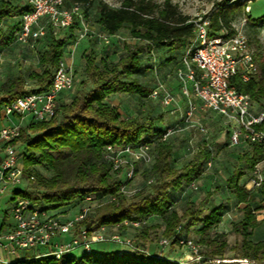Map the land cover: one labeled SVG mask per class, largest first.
Instances as JSON below:
<instances>
[{"label": "trees", "instance_id": "1", "mask_svg": "<svg viewBox=\"0 0 264 264\" xmlns=\"http://www.w3.org/2000/svg\"><path fill=\"white\" fill-rule=\"evenodd\" d=\"M19 1L23 3L20 4ZM246 6L248 4L245 0L223 1L222 6L209 16L212 31L219 33L226 30L228 34L234 33L231 24L236 15L242 14ZM30 10L31 7L23 0L12 2L0 0V24L6 18L19 19L23 13ZM99 16V23L105 32L116 34L127 26L132 29L134 36L163 48L169 47L170 53L174 51L185 54L195 36L194 22L171 1L159 4L153 0H124L117 7L103 3ZM259 21H264V15L259 17ZM18 24L19 20L9 33H5L0 27V49L14 41ZM80 28L81 23L76 17L68 28L67 37L58 39L48 35L50 44L39 59L44 70L31 75L36 79L37 86L27 89L22 74L9 78L0 88V93L5 96L0 100V111L7 101L26 93L43 92L49 88L53 71L66 53L67 38L78 37ZM126 48V55L114 65H110L106 58L97 63L95 52L88 49L84 53L85 71L92 86L76 95L69 103L59 98L57 113L52 119L31 120L22 127L17 140L26 146L24 156L26 176L32 175L31 166L34 170L44 169L47 174L38 177L37 186L18 189L16 194L27 196L35 203L53 210L66 209L71 204L82 202L88 195H93L101 201L116 195L117 201L107 200L99 203L94 212L83 221V225L90 231L103 225L110 227L119 225V229H122L128 227L123 225L125 220H147L139 235L142 244L137 245L131 252L110 251L100 255L93 249L81 257L67 255L61 260L50 259L46 264H213V260L225 258L228 242L225 233L212 234L211 230L221 223L229 203L213 206L207 213L202 203L192 200H189L182 210L174 206L175 194L184 185L203 179L206 168L213 159V150L208 144L203 143L187 163L177 167L174 145L170 138L156 141L155 162L146 172L147 179L153 177L154 182L131 197L120 192L123 180L112 172L110 164L105 160L106 145L149 139L167 129L155 127V121L161 119V115L125 117L116 105L107 101L111 94L120 92L140 95L151 93L138 77L143 73L140 52L129 45ZM261 71L260 80L252 78L244 81L239 76H234L231 83L250 97L259 101L264 100V66ZM262 127L264 128V125ZM246 144L249 145V149L239 155L243 166L229 175L225 189L234 196L236 205H242V218L232 224V230L242 236L237 258L262 264L264 239L254 241L251 238L261 224L252 205L258 196L254 188H246L247 179L243 183L241 180L247 171H254L256 166L264 161V155L260 145ZM31 182L33 181H30V185ZM258 187L264 202V180ZM151 217H160L163 224L149 225L148 220ZM161 226L164 237H172L179 227L178 236L189 235L195 230L200 235L199 242L207 248L200 261L181 263L164 256L157 257L156 253H145L142 246L154 239L152 230H158L162 228ZM177 245L175 239L171 246ZM13 264L37 263L28 260ZM219 264L234 262L220 261Z\"/></svg>", "mask_w": 264, "mask_h": 264}, {"label": "built area", "instance_id": "2", "mask_svg": "<svg viewBox=\"0 0 264 264\" xmlns=\"http://www.w3.org/2000/svg\"><path fill=\"white\" fill-rule=\"evenodd\" d=\"M23 1L31 10L19 18L14 36V41L18 44L34 50L36 44L48 35L59 38L61 32L68 29L76 17L81 23L78 39L86 37L90 32L83 18L82 2L68 5V0ZM193 22L195 36L176 71L180 92L187 104L184 123L195 126L204 133L206 128L196 119L195 114L200 111L219 114L229 124L228 132L232 146L241 143L258 144L264 155V109H256L250 95L238 90L231 83L234 76L249 81L257 71L249 50L248 37L236 31L228 34L226 30L214 34L209 17ZM98 35L105 43H109L112 36L107 32ZM1 62L0 59V64ZM71 65L61 59L53 71L52 82L47 90L26 93L7 101L0 111V199L10 197L7 201L9 207L3 213L0 223V264L30 261V257L21 256V251L38 247L47 249L46 252L39 253L41 258L50 257L55 260L71 255L75 250L91 252L93 245L99 242H115L127 246L131 251L136 248L134 239L120 232H110L111 227L108 225L92 231L83 225V221L94 212L99 203L107 200L117 201L116 195L106 197L102 201L88 195L74 212L58 209V214H52L50 209L35 203L29 197L16 194L23 182L35 180L33 174L26 176V165L21 151L25 144L17 140L23 124L28 117L34 121H46L56 115L60 96L74 87L75 76ZM4 97L0 93V100ZM150 97L159 99L162 105L167 107L175 106L178 102L169 86L160 79L156 81ZM194 99L199 102L196 103ZM180 129L182 127L176 125L149 139L106 145L105 160L110 164L112 172L123 180L121 193L131 197L142 189L134 187L133 184L138 165L151 166L156 158V141H165ZM263 180L262 176L257 174L246 187H258ZM152 182L154 178L149 177L147 185ZM197 183L198 181H192L188 186L198 189ZM146 223L147 220H125L123 225L142 228ZM179 232L180 227L172 237H162L155 255L163 257V251L177 239L178 245L188 250L185 263L200 260V244L189 235L178 236ZM150 249L148 244L142 246L145 253L150 254Z\"/></svg>", "mask_w": 264, "mask_h": 264}, {"label": "rangeland", "instance_id": "3", "mask_svg": "<svg viewBox=\"0 0 264 264\" xmlns=\"http://www.w3.org/2000/svg\"><path fill=\"white\" fill-rule=\"evenodd\" d=\"M124 0H90V2H82V12L85 23L88 25L90 32L82 38L73 36V38H67L68 44L66 46V53H64L62 60L67 65H71L74 71L75 83L74 87L65 94L61 101L69 103L76 95H79L86 89L92 86L90 78L85 71L86 58L84 53L88 49H92L96 54V62L100 63L102 59H107L110 65L116 64L121 57L126 55L129 45L134 50L140 52L141 65L143 66V73L138 77L149 88V92H152L156 85L157 80H163V82L169 86L174 95L177 98V105L164 106L159 99H154L148 95L129 94L126 92H120L111 94L107 101L110 104L116 105L121 113L125 116H158L161 115V119L155 121V127L157 129H164L180 125L182 129L178 130L170 137L171 143L174 145V157L176 159L175 165L181 166L187 163L199 149V147L206 143L213 150V159L206 168V173L202 180L198 181V189H192L188 185H184L175 194L174 206L178 210H182L189 200L202 203L205 208V212H209L213 206L220 203L227 202L229 207L225 211L221 223L211 233L215 232L225 233V239L228 242L224 259H215L213 264H219L223 262H234V264H259L247 259H240L238 257L239 246L241 245L242 236L232 230V224L239 221L243 212L241 210L242 205H236L234 196L225 189L226 180L232 172L243 166V163L239 160V155L249 149V145L241 143L237 146L230 144L229 132L227 131L228 125L226 119L209 112H197L195 114L196 119L200 120V123L206 128V132H200L195 126H188L184 123V113L186 111L187 104L182 99V95L178 88L177 68L181 65L184 54L171 52L169 47L163 48L148 42L142 38L134 36L132 29L125 26L119 30L116 34H112L110 42L105 43L98 34L105 32L99 23V13L103 3H108L111 6H120ZM159 4H163L166 1H171L176 4L179 10L190 17L191 21L199 20L201 18L209 17L218 7L222 6L225 0H153ZM244 1V0H242ZM248 6L241 15H236L231 26L236 32L244 33L249 40V50L254 58L257 66V71L253 75V79L260 80L262 77V67L264 66V21H259V17L264 15V0H245ZM22 4V1H19ZM73 0H68L67 4H73ZM18 18H6L1 21L0 27L5 33H9L14 29V26L18 23ZM230 29V28H229ZM231 30V29H230ZM214 34L218 32L213 31ZM69 35V31L67 32ZM50 39H45L36 44L34 50L30 49L26 45H21L12 41L9 46L0 49V88L9 79L22 74L25 77V86L27 89H32L37 86V81L31 75L33 73H41L44 70V66L40 63L39 59L42 53L50 44ZM72 53V61H71ZM196 103L199 101L194 99ZM261 101V102H260ZM256 100L251 97V102L256 109H264V100ZM174 109V111H172ZM31 118H27L23 124L25 127L31 122ZM1 123V121H0ZM21 142L20 140H18ZM23 156L26 154V146L21 148ZM152 166V165H151ZM151 166L138 165V173L133 180L134 187H147V170ZM32 174L35 176V180L31 182H23L20 186V190L26 189V187L37 186L38 177L44 175V169L38 168L34 170L31 166ZM43 173V174H42ZM47 174V173H46ZM262 176L264 179V161L258 164L254 171H247L246 175L242 178L241 183L244 180L254 179L256 175ZM252 184L250 183L249 186ZM258 188H254L258 199L253 201L252 205L256 211L258 219L261 220V224L255 229L251 238L254 241L264 239V202L261 194L258 192ZM9 196H5L0 199V223L3 218V213L9 207L7 201ZM71 204V203H70ZM82 205L81 202L77 204L69 205L67 212H74L76 208ZM50 213L58 214L60 211L50 209ZM149 225L162 223L160 217H151L148 220ZM162 227V226H161ZM162 228L158 230H152V237L154 239L151 242H147L151 247L152 253L156 252L159 240L164 237L162 235ZM110 232H120L125 236L131 237L135 241V246L141 245L139 235L141 228L136 229L133 227H124L119 229L118 226H112ZM197 243L200 244L201 258L206 251V246L199 242L200 235L192 230L189 234ZM124 247V248H123ZM93 249L98 254H104L110 251H126L129 250L127 246H121L115 242H99L93 245ZM46 247L33 248L27 251H21V256H28L31 260L37 264H46L50 257L41 258L40 252H46ZM84 254L82 250H75L71 255L75 257H81ZM188 254L187 248L177 245L170 246L165 249L162 255L170 260H176L178 262H187L185 259ZM200 258V259H201ZM200 260H194L191 262H199ZM264 264V263H262Z\"/></svg>", "mask_w": 264, "mask_h": 264}, {"label": "crops", "instance_id": "4", "mask_svg": "<svg viewBox=\"0 0 264 264\" xmlns=\"http://www.w3.org/2000/svg\"><path fill=\"white\" fill-rule=\"evenodd\" d=\"M15 1V0H14ZM67 32H68V29H66V30H63L62 32H61V36L59 37V38H65V37H67L68 36V34H67ZM58 38V39H59ZM45 39H48V36H46V37H44L41 41H43V40H45ZM40 41V42H41ZM31 49V48H30ZM33 50V49H32ZM73 59L71 58V61H72ZM178 84V88H179V91H180V86H179V83H177ZM181 93V92H180ZM65 94L66 93H63L61 96H60V99L62 100V98L65 96ZM182 95V94H181ZM4 96V95H3ZM182 99L184 100V102H186V99H185V97H183L182 96ZM178 103V102H177ZM209 113H211V114H214V115H217V116H219V117H222L221 115H219V114H216V113H213V112H210L209 111ZM222 118H224V117H222ZM225 119V118H224ZM227 123V122H226ZM229 126V125H228ZM227 131H229V127H228V129H227ZM249 181H247L246 182V184L248 183ZM247 188V187H246ZM248 189V188H247ZM198 203V202H197ZM254 234V233H253ZM124 248V247H123ZM122 252H131V250H126V251H123L122 250Z\"/></svg>", "mask_w": 264, "mask_h": 264}]
</instances>
